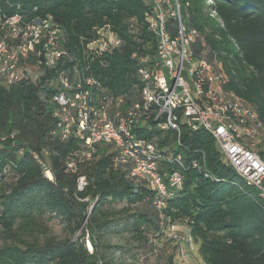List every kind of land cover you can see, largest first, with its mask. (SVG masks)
<instances>
[{"label":"trees","instance_id":"1","mask_svg":"<svg viewBox=\"0 0 264 264\" xmlns=\"http://www.w3.org/2000/svg\"><path fill=\"white\" fill-rule=\"evenodd\" d=\"M179 2L186 28L199 31L195 51L222 63L226 89L253 105L264 122V0ZM146 11L142 0H0V18L51 15L79 48L109 26L120 46L85 60L110 93L127 100L138 92L131 53L140 43L134 37L151 38ZM131 19L138 32L130 30ZM56 91L42 80L7 84L0 77V264H126L124 247L112 244L109 234L129 231L137 249L155 250L149 234L178 220L198 242L204 264H264V201L221 162L208 133L182 128L183 155L198 159L210 176L184 171L181 189L165 199L160 216L155 192L113 163L111 144L97 143L87 156L80 139L52 133ZM67 158L75 160L74 172L67 170ZM79 176L86 180L82 189ZM52 221L62 224L61 235L51 231ZM156 255L158 264H176L174 251L161 247Z\"/></svg>","mask_w":264,"mask_h":264},{"label":"built area","instance_id":"2","mask_svg":"<svg viewBox=\"0 0 264 264\" xmlns=\"http://www.w3.org/2000/svg\"><path fill=\"white\" fill-rule=\"evenodd\" d=\"M142 1L151 38L134 37L140 43L131 53L136 62V99L113 95L89 71V57L121 44L109 26L79 48L70 44L65 29L51 15L36 20L20 14L0 18V77L7 84L42 80L47 88H55L52 133L61 140L80 139L87 156L95 144H111L113 163L155 192L153 205L160 216L165 199L181 189L184 171L193 168L210 176L198 159L183 155L182 128L208 133L221 162L245 187L257 189L264 201V122L257 110L226 89L228 77L221 62L208 59L205 50L195 51L199 31L186 28L179 0ZM130 30L138 32L134 19ZM168 135L171 142L161 144ZM33 156L52 180L49 168ZM67 159V170L74 172L75 160ZM85 184V177L79 176L77 187Z\"/></svg>","mask_w":264,"mask_h":264},{"label":"rangeland","instance_id":"3","mask_svg":"<svg viewBox=\"0 0 264 264\" xmlns=\"http://www.w3.org/2000/svg\"><path fill=\"white\" fill-rule=\"evenodd\" d=\"M123 205L122 202L116 203L115 207L120 208ZM133 210H131L132 212ZM121 222V221H120ZM51 231L56 235L63 233V227L60 222L52 221ZM171 224H174L171 228ZM159 234H149L151 242H155V250H143L137 249L136 241L129 235L130 232H116L111 233L108 236L109 241L112 244L122 245L124 247V260L126 264H158L156 258V252L161 247L166 249V252H175V263L176 264H204L200 258L198 252V242H195L189 234L186 224L181 220L174 221L163 225ZM86 245L91 249L90 243L87 241ZM122 257V258H123Z\"/></svg>","mask_w":264,"mask_h":264}]
</instances>
